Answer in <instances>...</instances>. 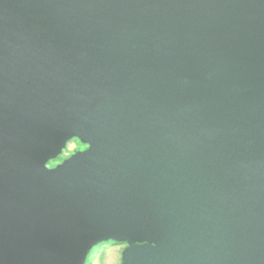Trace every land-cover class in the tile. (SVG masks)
<instances>
[{"label":"water","instance_id":"obj_1","mask_svg":"<svg viewBox=\"0 0 264 264\" xmlns=\"http://www.w3.org/2000/svg\"><path fill=\"white\" fill-rule=\"evenodd\" d=\"M109 240L264 264V0H0V264Z\"/></svg>","mask_w":264,"mask_h":264},{"label":"rangeland","instance_id":"obj_2","mask_svg":"<svg viewBox=\"0 0 264 264\" xmlns=\"http://www.w3.org/2000/svg\"><path fill=\"white\" fill-rule=\"evenodd\" d=\"M81 144L82 143L75 138L73 141H69L62 152L63 155L69 154L75 147L80 148L82 146ZM124 245L123 243L114 242L112 240L101 242L90 250L85 264H120L121 251Z\"/></svg>","mask_w":264,"mask_h":264},{"label":"flooded vegetation","instance_id":"obj_3","mask_svg":"<svg viewBox=\"0 0 264 264\" xmlns=\"http://www.w3.org/2000/svg\"><path fill=\"white\" fill-rule=\"evenodd\" d=\"M73 140H74V139H71L70 142L73 141ZM76 140H77V139H76ZM81 145H82V146H81L80 148L75 147L74 150H73L72 152H74V151H76V150H78V149H84V148L86 147L85 144H81ZM72 152H70V153H72ZM70 153H69V154H70ZM69 154H67V155H63V153H62V155H60V156H61V159H60V160H57V158H56V159L52 160L53 162H50L49 165H54L55 163L60 162L64 157L68 156ZM121 243H123V242H121ZM123 244L126 245V243H123ZM125 245H124V246H125Z\"/></svg>","mask_w":264,"mask_h":264},{"label":"trees","instance_id":"obj_4","mask_svg":"<svg viewBox=\"0 0 264 264\" xmlns=\"http://www.w3.org/2000/svg\"><path fill=\"white\" fill-rule=\"evenodd\" d=\"M60 159H61V156L57 157V160H60ZM50 162H53V161H50ZM50 162H49V163H50Z\"/></svg>","mask_w":264,"mask_h":264}]
</instances>
